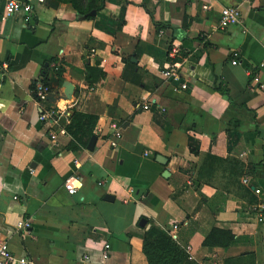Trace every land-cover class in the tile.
Wrapping results in <instances>:
<instances>
[{"label": "crops", "instance_id": "crops-1", "mask_svg": "<svg viewBox=\"0 0 264 264\" xmlns=\"http://www.w3.org/2000/svg\"><path fill=\"white\" fill-rule=\"evenodd\" d=\"M17 1L28 9L0 4V239L13 256L264 264V209L262 221L252 210L264 204V0H83L82 13ZM226 7L239 20L221 26ZM74 111L97 118L92 149L69 147ZM152 229L164 240L147 244Z\"/></svg>", "mask_w": 264, "mask_h": 264}, {"label": "built area", "instance_id": "built-area-1", "mask_svg": "<svg viewBox=\"0 0 264 264\" xmlns=\"http://www.w3.org/2000/svg\"><path fill=\"white\" fill-rule=\"evenodd\" d=\"M2 3L4 4V10L7 16L12 15L18 12L19 10L28 9V6L20 4L17 0H0V4ZM203 7L206 8L207 6L204 5ZM238 20H239V14H238L237 8L226 7V8H223L219 13V23L221 26H227L229 24L238 22ZM231 64L232 65L237 64V60L235 57L231 59ZM177 67H178V64L174 63L172 67L166 68L164 70V74L173 75L175 72L174 69H176ZM253 80L257 82L256 75L253 78ZM260 86L264 87V85L262 84ZM181 87L186 88V84H181ZM46 92H47V88L42 83H38L36 87V96L38 100H44L46 96ZM143 107L147 109L148 105L145 104ZM39 118L40 120H45L47 118V115L42 113L39 116ZM50 138L54 140L56 138V134L51 133ZM112 144L114 145V142ZM242 182L247 184L249 182V178L248 177L242 178ZM64 186L67 192L70 194H74L77 190V187L73 183L68 182V181L65 182ZM255 192L258 193L259 189H256ZM263 209H264V204H259V206L252 208V210L258 213V218H257L258 221H262L263 219ZM18 227L26 230V228L29 227V224L24 220L23 222L19 223ZM103 256L104 258H106L107 256L106 253H104ZM0 264H32V262L29 261L28 258L26 257H20V258L14 257L7 243L0 239Z\"/></svg>", "mask_w": 264, "mask_h": 264}, {"label": "trees", "instance_id": "trees-1", "mask_svg": "<svg viewBox=\"0 0 264 264\" xmlns=\"http://www.w3.org/2000/svg\"><path fill=\"white\" fill-rule=\"evenodd\" d=\"M72 5L78 13L83 12L82 4L83 0H60ZM91 6V4H90ZM96 116L91 114H86L78 111H74L72 114V122L66 126V132L70 134L72 140L70 142V149H76L79 146H86L90 137L93 135V129L96 124ZM153 240L161 238L164 240V236L160 234L157 230L152 229L147 236V244L150 239Z\"/></svg>", "mask_w": 264, "mask_h": 264}, {"label": "water", "instance_id": "water-1", "mask_svg": "<svg viewBox=\"0 0 264 264\" xmlns=\"http://www.w3.org/2000/svg\"><path fill=\"white\" fill-rule=\"evenodd\" d=\"M96 141V135H92L88 141L87 148L92 149Z\"/></svg>", "mask_w": 264, "mask_h": 264}]
</instances>
